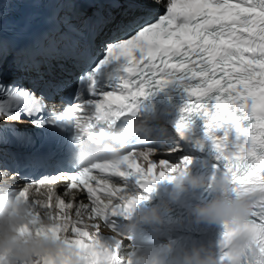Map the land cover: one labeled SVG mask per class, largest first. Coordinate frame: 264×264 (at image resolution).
Here are the masks:
<instances>
[{"label":"snow or ice","instance_id":"1","mask_svg":"<svg viewBox=\"0 0 264 264\" xmlns=\"http://www.w3.org/2000/svg\"><path fill=\"white\" fill-rule=\"evenodd\" d=\"M7 2L0 0V15ZM140 2L150 7V0ZM71 3L76 7L79 0ZM166 11L158 22L143 25L130 38L106 41L104 58L95 68L79 76L74 94L76 102L65 107L62 113L54 109L47 111L44 93L0 84V117L16 122H22V115L36 117L31 123L37 129L52 127L62 133L70 132L72 151L67 159L56 160L54 151L27 157L26 167L61 170L38 180L22 177L28 183L18 193L26 196L34 222L42 223L44 214L48 213L53 222L48 231L54 232L57 238L63 235L78 247L84 264H119L120 245L108 247L101 242L99 222L108 227L113 218L125 216L146 197L129 195L124 187L111 183L110 177H120L125 182L135 177L143 192L151 193L155 184L169 179L164 169L175 170L177 165L161 160L157 175V165L149 160L154 152L132 150L118 162L80 167L74 162L76 142L82 132L94 131L98 121L117 122L133 113L141 100L155 91L176 86L190 99L175 125L181 139L194 114L205 120L209 134L221 129L226 133L234 130L237 139L243 138L234 155H225L226 134L224 140L213 141L220 154L218 158L224 162V174L249 193L253 209L246 223L224 226L220 246L226 253L224 264H264V0H168ZM90 19L91 23L80 28L70 19L60 20L43 40L24 48L10 51L0 43V65L10 57L35 69L54 59L71 60L77 66L89 62L96 40L111 22L95 14ZM121 58L127 61L126 77L114 90L104 91L102 71ZM85 92L93 99H84ZM8 132L26 145L35 143L32 133L11 127ZM138 159L147 162V171L137 163ZM181 164L190 165L191 160L184 158ZM14 167L19 168L15 160ZM3 172L20 176L12 168ZM94 172L99 175H93ZM62 179L67 182L64 193L71 197L68 201L54 187ZM32 185L50 186L51 191L42 204L32 203L25 193L24 189ZM2 189L8 190L3 186ZM73 190L83 193L88 203L73 196ZM236 233L241 238L234 249L230 242ZM45 264L52 261L46 260Z\"/></svg>","mask_w":264,"mask_h":264},{"label":"clouds","instance_id":"2","mask_svg":"<svg viewBox=\"0 0 264 264\" xmlns=\"http://www.w3.org/2000/svg\"><path fill=\"white\" fill-rule=\"evenodd\" d=\"M144 131L145 125L135 121L123 129H117L116 122L106 124L98 121L94 131L81 133L76 142L74 162L80 167H91L98 162H118L126 143ZM187 168L188 165H177L168 179L174 184V198H178L188 188L196 190L205 186L202 179L189 175ZM5 175L0 173V264H45L46 260L52 261V264H84L83 253L78 247L63 235L57 238L54 232L48 231L53 222L47 212L42 223L34 222L28 212L26 196L2 189ZM210 187L213 198L198 204L194 209L198 222L221 224L224 228L225 225L243 224L250 219L253 209L249 193L238 188L229 176L223 173L214 179ZM24 191L29 193L30 187ZM50 191L48 188L47 194ZM141 202L121 216L126 222L118 231H112L115 240L122 241L130 237L141 226L162 223L159 207L140 212L137 209ZM32 203L42 204L43 201ZM240 238L241 234L236 233L234 241L230 242L234 249L239 246ZM219 249L218 256L212 252L194 250L191 254H185L179 264H224L226 253L220 245ZM139 264H166V261L159 254H148L141 258Z\"/></svg>","mask_w":264,"mask_h":264}]
</instances>
